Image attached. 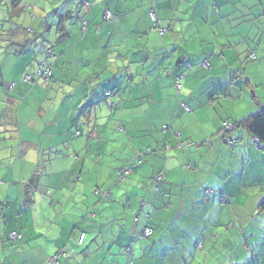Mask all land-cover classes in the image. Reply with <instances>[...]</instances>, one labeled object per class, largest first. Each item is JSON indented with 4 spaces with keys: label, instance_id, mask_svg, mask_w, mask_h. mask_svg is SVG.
<instances>
[{
    "label": "crops",
    "instance_id": "crops-1",
    "mask_svg": "<svg viewBox=\"0 0 264 264\" xmlns=\"http://www.w3.org/2000/svg\"><path fill=\"white\" fill-rule=\"evenodd\" d=\"M154 1L163 36L153 0L15 1L12 15L34 6L60 17L56 65L75 48L89 81L65 68L50 87L24 82L44 57L29 51V25L12 36L2 25L0 264H264V151L243 128L231 144L222 133L264 111V0ZM123 168L132 171L118 183ZM224 216L236 232L215 243Z\"/></svg>",
    "mask_w": 264,
    "mask_h": 264
},
{
    "label": "trees",
    "instance_id": "trees-1",
    "mask_svg": "<svg viewBox=\"0 0 264 264\" xmlns=\"http://www.w3.org/2000/svg\"><path fill=\"white\" fill-rule=\"evenodd\" d=\"M67 1H70V0H67ZM80 3L82 4L83 7H86V6H89V4H92L93 0H80ZM154 11L157 12V16H158V2L153 0L151 5L149 6L150 20H151V23H152L153 30L158 31L160 36H163V35H165L167 33V30L165 29V27L164 28L160 27V22L159 21L157 23L154 22V20L152 19V14H153ZM71 12H73V10L69 11V13H71ZM106 13H110L111 19H109V20L107 19ZM118 18L119 17L114 12H112V10H109V9L105 10L104 16H103V20H104L105 23H114ZM80 20H84L86 23L88 22L85 19V17H83V18L81 17ZM62 27H61V24L58 25V34H61V36H62L61 39H63L66 36V34L64 33L65 29H64V27L63 28ZM25 29H26L27 33L28 32L32 33V30L30 28H25ZM85 29H86V32H87L88 31V24L85 26ZM163 29L165 31H164V33H161V30H163ZM6 33L8 34V32H6ZM36 35H38V34H36ZM61 39H60V42H61ZM42 44H43V40H39L38 39L36 41H32V48L29 50V51H32V53H35V54L36 53L37 54L41 53L43 55V57H44V58H41V62L37 65V68L35 70L36 77L31 76V78H32V83L31 84L32 85L37 84V83H41V84L42 83H50V82H53L54 80L56 81L54 75L56 73H58V76H62L61 73H64L66 71V69L64 67L65 66L64 62L63 63L61 62L62 69L59 68L56 65V63L59 60L62 61V55H63V51H64L63 48H61L59 46H55L54 44H49V45L47 44L48 46L46 48L42 49V47H41ZM44 69L45 70H49L50 74L46 75L44 73L45 72ZM168 74H169V71H166L164 73V75H168ZM26 76H29V75H26ZM26 76L23 79L24 82H25ZM59 79H61V78H59ZM59 83H60L59 85H61V86L65 85L61 81ZM74 83H76L77 85H80V82L77 81V79L74 80ZM28 84H30V83H28ZM181 88H182V86H181ZM13 90H14V86L10 85L9 86V92L12 93ZM111 95H112V92H108V96L110 97ZM109 106H111L110 103H109ZM111 108H113V107L111 106ZM233 128H236V129L237 128H243V129H245L247 131V133L252 137V140L253 139H258V141H260V143L263 145V148L260 149V150L264 151V111L261 112V113H256L254 115H251V116L247 117L246 119H244V120H242L240 122L234 123V127ZM222 131H223V129H222ZM183 144L184 145H189V144H186V143H183ZM184 147H187V146H184ZM141 154L142 153L139 152V154L137 156L138 160L142 157ZM42 164L43 163H40L41 166H39L37 168V171L35 173L36 176H39L41 174L42 168H43ZM125 169H128L129 171H132L130 168H123V169L118 170L117 174H116L118 183L124 182V180L126 178V175L122 176L121 173L124 172ZM221 202H222V200H221ZM227 202H228V200H227ZM258 211L259 212H264V201L258 206ZM146 215H149V214H144L145 219L149 220L150 219V215H149L148 218L146 217ZM137 218L139 219V222L135 221V223L139 224L140 223V216H138ZM146 227H149V226H146ZM142 232L138 234V237L140 239H142V237L140 236V235H142ZM82 235H84V237H85V234H81L80 238L82 237ZM84 237H83V239H84ZM143 239H145V238H143ZM79 240H76V239L72 238V241H71V238H70V241L73 242L77 247H78V245L76 244L77 242L75 243V241H79ZM82 244H83V242H82ZM79 247H82V245L79 246ZM128 250H130V249H128ZM61 254L67 255L64 251L63 252L61 251ZM64 257H66V256H64Z\"/></svg>",
    "mask_w": 264,
    "mask_h": 264
},
{
    "label": "rangeland",
    "instance_id": "rangeland-1",
    "mask_svg": "<svg viewBox=\"0 0 264 264\" xmlns=\"http://www.w3.org/2000/svg\"><path fill=\"white\" fill-rule=\"evenodd\" d=\"M15 1L16 0H2V2L0 1V29L2 28V25H4L6 27V31L9 33L8 36H12L15 33V31H9V29L11 30V29H14L15 27L17 28L18 27L17 25L23 26L25 23V24L29 25V27H27V28L31 29V27H32V33H30V32L28 33L30 35V37L32 38V41H36L39 39V40L47 41L48 45L49 44H54L55 46L59 45L58 40L60 38V34H58V25L60 23V17L57 16L53 10H47V14H45V12L37 11L36 8L34 9V6H32L33 10L30 9V11L27 10L26 8L20 9V11H19L20 14L18 15L20 17H18L17 15H12V12L15 9ZM31 2H29V3H31ZM31 5H32V3H31ZM33 16L36 17L34 20L32 19ZM41 18H42V20H41L42 22H44L45 20L51 21V24H52L51 29H50V23L48 25L44 24L43 27L41 28V21H40ZM55 20H57L58 23L56 22V24H55L54 23ZM4 21H6V22H4ZM36 34H38V35H36ZM80 34H81V32H80ZM75 37L77 38V35ZM0 43H1V41H0ZM71 48H72V46H71ZM76 50L77 49L73 48V49H71L70 52H68V55L64 56L63 62L65 64V68L70 70L69 72L74 71L76 74L81 73L79 76L80 78H78V81L82 84L88 83L89 79L86 77L87 76L86 73H82L84 71V69L77 70L78 69V63H75L73 61L77 57H81L80 53H78V52L76 53ZM34 54L35 53H32V57ZM1 59H2V57L0 58V60ZM23 59L25 60V58H23ZM79 64H80V67H83V65L81 63H79ZM57 66L62 69V66L60 64H58ZM33 71H32V76L36 77V75ZM57 81H59V80H57ZM39 84H41V83H39ZM41 85H43V86L47 85L46 87H50L51 83H42ZM45 94L46 93L44 92V95ZM47 98H48L47 96H46V98L43 97L45 103L49 102L47 100ZM230 137H232V136H230ZM22 153H24V151H22ZM24 177H26V176H24ZM31 178H32V176H30V179L29 178L28 179L31 180ZM28 186L32 189V183H30ZM227 207H229V206H227ZM224 209L227 210L226 208H224ZM212 216H213V221H217V216H215L213 214H212ZM227 219L228 218H226V216L223 217V227H221V229H219V231L216 234H214L215 243L217 242V243L221 244L223 231L231 230V232H234V233L236 232L235 228H234V227H236L235 223L233 221H231L229 219L227 220ZM255 222L253 223L254 225H255ZM100 242H102V240H100ZM145 242H148V240L136 242L135 247H134L135 253H137L139 251L140 247ZM107 250H108V248H107ZM206 250L207 249H204V251H206ZM149 255L150 254H148L147 257H149ZM223 255H226V250L223 251ZM101 256H102V262H104V260L107 258V256L106 255H101ZM106 264H107V262H106Z\"/></svg>",
    "mask_w": 264,
    "mask_h": 264
},
{
    "label": "built area",
    "instance_id": "built-area-1",
    "mask_svg": "<svg viewBox=\"0 0 264 264\" xmlns=\"http://www.w3.org/2000/svg\"><path fill=\"white\" fill-rule=\"evenodd\" d=\"M106 17H107L108 20L111 19V15H110V13H106ZM152 19L154 20L155 23L158 22V16H157V12H156V11L153 12V14H152ZM83 22H84V30H83V33H85V32H86L85 26L87 25V23H86L85 21H83ZM164 31H165L164 29L161 30V33H164ZM44 71H45L44 73H45L46 75H47V74H50V71H49V70H45V69H44ZM25 81H26L27 83H30V84H31V83H32V78H31V76H26ZM175 85H176V88H177L178 90L181 89V84H180V82H179V79H176V80H175ZM185 107H186V106H185ZM186 109H187L189 112L191 111L188 107H186ZM232 128H233V127H232L231 125L225 124L222 133H224V134H229V132L232 131ZM228 141H229V142H232L233 139H232L231 137H228ZM252 141H253V143H254V145H255L256 147H258V148H260V149L263 148V145L260 143V141H258V139H253ZM184 146H187V145H184V144H180V145H179L180 148H182V147H184ZM129 172H130V171H129L128 169H125V171L122 172L121 174H122V176H123V175H127ZM162 179H163V178H162L161 176H158V177L154 178L153 181L160 182V181H162ZM222 202H223V203H226L227 200H226V199H222ZM0 208H1V207H0ZM146 217L148 218L149 215H146ZM135 221H136V222H139V219L137 218ZM151 234H152V229H151L150 227H145V228L143 229L142 235H140V236H141L142 238H146V239H147V238L150 237ZM83 237H84V235H82V237L80 238L79 241H75V243L77 242L76 244H77L78 246H81V245H82ZM10 238H11L12 241H16L17 239L20 238V236H18L17 233L12 232V233L10 234ZM71 241H72V238H71ZM196 247H197V249L201 250V249H202V244H198ZM60 254H61V253H60ZM62 256H66V255H62ZM57 260H58V256H55V257H53V258L51 259L50 263H52V262H57ZM50 263H49V264H50Z\"/></svg>",
    "mask_w": 264,
    "mask_h": 264
},
{
    "label": "clouds",
    "instance_id": "clouds-1",
    "mask_svg": "<svg viewBox=\"0 0 264 264\" xmlns=\"http://www.w3.org/2000/svg\"><path fill=\"white\" fill-rule=\"evenodd\" d=\"M26 82V81H25ZM228 125H230V124H228ZM225 126V125H224ZM233 127V126H232ZM234 128H232V130H233ZM224 134V133H223ZM229 134H230V132H229ZM229 134H224L225 136H226V138H227V140H228V137H230V136H228ZM232 138V137H231ZM229 142V141H228ZM233 142V141H232ZM232 142H229L230 144L232 143ZM258 148V147H257ZM260 149V148H259ZM0 211L2 210V206L0 205ZM146 239V238H145Z\"/></svg>",
    "mask_w": 264,
    "mask_h": 264
}]
</instances>
